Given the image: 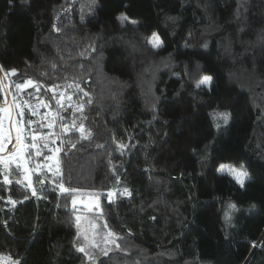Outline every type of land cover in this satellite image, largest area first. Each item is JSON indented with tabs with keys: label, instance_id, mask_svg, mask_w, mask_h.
I'll use <instances>...</instances> for the list:
<instances>
[{
	"label": "trees",
	"instance_id": "trees-1",
	"mask_svg": "<svg viewBox=\"0 0 264 264\" xmlns=\"http://www.w3.org/2000/svg\"><path fill=\"white\" fill-rule=\"evenodd\" d=\"M121 13L130 20L119 21ZM152 33L161 48L148 43ZM0 69L24 110L17 120L26 145L35 129L62 149L56 160L42 140V155L27 149L31 188L20 169L0 164V256L19 264H264V0H0ZM204 75L213 77L211 91L195 87ZM28 80L39 91L17 89ZM25 102L55 116L54 127L42 128ZM216 111L231 113L219 130ZM73 121L91 135L61 134ZM220 164H243L245 187ZM60 184L104 194L100 208L86 212L84 197ZM230 202L239 209L232 227L224 222ZM110 232L119 250L104 255L99 235Z\"/></svg>",
	"mask_w": 264,
	"mask_h": 264
},
{
	"label": "snow or ice",
	"instance_id": "snow-or-ice-1",
	"mask_svg": "<svg viewBox=\"0 0 264 264\" xmlns=\"http://www.w3.org/2000/svg\"><path fill=\"white\" fill-rule=\"evenodd\" d=\"M117 19L121 22H125V21H129L130 18L124 14L121 13ZM132 24H137V21H130ZM148 43H150L154 48L159 49L163 46V41L160 39L159 35L157 33H152V36L150 39H148ZM206 46V45H205ZM13 74H15V70H13ZM212 80L213 77L211 75H204L195 85V87L197 89H200L201 86H205L207 88V90L211 91V87H212ZM35 87L37 91H39V85L35 84L32 80H28L24 85H16L17 89H21V88H26V87ZM78 87V86H77ZM80 91L83 92V89H80ZM84 95L87 96L88 93L84 92ZM39 99V98H37ZM69 99H71V97H69ZM27 103V102H25ZM6 106L3 108H0V113H3V119L9 121L10 125L13 126L15 128V144L13 145V151L11 152L10 155H8L7 157L4 158H0V164H3L5 167V172L7 173L9 166L12 165L13 163H15V166L17 169H23L24 172V179L28 181L27 183V187L31 188L32 187V181H31V170L28 168L27 166V161L25 159V157L28 155L27 149H36V153L35 155L40 156L42 155V151L40 150V148L37 145V140H42L44 141L43 143V147L47 148L50 152L54 153V155L48 156L47 159L48 160H56V156L55 153H59L62 149L60 147H56V148H49V137L48 135H41L37 130L33 129L30 135V143H28L26 145L25 140L28 139V136H26L25 134V130L24 128L21 126V121L16 119V116H20L23 117L24 115V110L21 107L20 104L15 103L13 105H8L7 101H5ZM45 107H47V105H44ZM40 107V105L38 104L35 108H31L30 111L33 114H36L37 108ZM79 111H83V105H80L78 107ZM15 112V115L13 114ZM212 119L215 122V128L217 130H219L222 125L217 122L219 120L223 121V125H227L229 122V119L231 117V113L230 112H213L211 113ZM47 120V123H44V121ZM55 124V116L52 117L51 120H48V117H42L41 121H40V126L43 127H47L49 129H52L54 127ZM75 130L78 131L81 136V139H87L88 136L91 135V133H87L85 134V129L83 127V125H79L77 126L75 121L72 122L71 126L68 125H61V134L63 133H68L71 130ZM51 135L54 137L52 143H55V139H59V136L56 135V133H51ZM13 139L12 136V131L11 128H9L8 130H5L4 128V124L2 121H0V153H3L6 151V145L8 143L11 142V140ZM75 144H71V147L75 148ZM121 148H123V145H120ZM37 168H42L45 167V165H40L37 164L36 165ZM218 171L220 173H227L229 176H231L233 178V180L240 186V188H244L245 187V182L246 180H249V173L247 171V169L244 167L243 164H241L239 167H235L233 165L230 164H220ZM57 172H59V166H58V162H57ZM4 182L5 183H11V181L8 180L7 178V174L5 175L4 178ZM41 184L44 182L43 179H41L39 181ZM17 183H21V181H17ZM60 191L62 193H77L78 190L77 189H69L64 187L63 184L59 185ZM32 194L36 195V191L33 188L32 189ZM114 195V193L109 192L108 193V198L109 200H111V197ZM121 195H128L131 196V193L127 190L124 189V192L121 193ZM11 203L15 204L14 201H10ZM77 203L76 199L73 198L72 199V204L73 206H75V204ZM252 208H255L256 205L252 204L251 205ZM228 209L229 211L225 212V217H224V222L225 225L228 227H232V213L239 211V209L237 208V205L235 203H229L228 204ZM77 221H79L81 219L80 216L76 217ZM109 235H114V233H109ZM227 235V233H226ZM85 239H87V237H85ZM113 243L115 241H112ZM117 247H119V245H116ZM253 247H256L257 245L253 244ZM78 251L80 252H85V248L84 247H80L78 248ZM85 255H88L87 253H85ZM104 255H107V252H104ZM91 259V257H89ZM14 264H19V262H14Z\"/></svg>",
	"mask_w": 264,
	"mask_h": 264
},
{
	"label": "rangeland",
	"instance_id": "rangeland-1",
	"mask_svg": "<svg viewBox=\"0 0 264 264\" xmlns=\"http://www.w3.org/2000/svg\"><path fill=\"white\" fill-rule=\"evenodd\" d=\"M0 76H1L2 86H3L4 92H5V94L7 93L8 95H10V102L13 105V101H12V97H11V94H10L9 86L7 84V81L2 77L1 70H0ZM28 104L29 103H26V106H28ZM8 105H10V104H8ZM4 106H6L5 103H4ZM13 114L15 115V112ZM16 119H17V116H16ZM3 124H4L5 130H8L9 128H11L13 139L11 140L10 143H8L6 145V151L3 152V153H0V158H4V157H7L8 155H10L11 152L13 151V145L15 144V139H14V136H15V128L13 126H11L10 123H9V121H7V120H5V122L3 121ZM25 159L27 161V166H28L27 157H25ZM12 167L16 168L15 163H13L12 165H10L9 166V169L12 168ZM28 168H29V166H28ZM20 170L23 172V169H20ZM31 179H32V174H31ZM110 192L114 193V195L111 197V199H114L115 196H116V193L114 191H110ZM108 193H106L107 198H108ZM103 196H104V194H99L100 200H102V197ZM97 210L98 209H95L93 212H97ZM208 211H209V213H210V215H211V217L213 219V222L216 225H218L219 220L215 216L214 210L213 209H209ZM81 224H83L82 221L80 222V226L83 227L84 224H85L84 226H86L88 224V221H85L83 225H81ZM99 237H101L100 243L104 244L105 247H106V249H107V255L114 254L116 251L119 250V247L116 246V245H119V244L117 242V239H116V236L115 235H111L110 236L109 233H108L105 236H103L102 233H101L99 235ZM112 241H115V242L113 243ZM14 262H16V261L13 258H10L8 256H4V255H1L0 256V264H14Z\"/></svg>",
	"mask_w": 264,
	"mask_h": 264
},
{
	"label": "water",
	"instance_id": "water-1",
	"mask_svg": "<svg viewBox=\"0 0 264 264\" xmlns=\"http://www.w3.org/2000/svg\"><path fill=\"white\" fill-rule=\"evenodd\" d=\"M81 198V203L78 207L83 208L86 212L93 211L100 208V197L96 191L82 190L77 192Z\"/></svg>",
	"mask_w": 264,
	"mask_h": 264
},
{
	"label": "built area",
	"instance_id": "built-area-1",
	"mask_svg": "<svg viewBox=\"0 0 264 264\" xmlns=\"http://www.w3.org/2000/svg\"><path fill=\"white\" fill-rule=\"evenodd\" d=\"M37 105H38L37 103H33L32 102V103H29L28 104L27 108L30 110L31 108H35ZM41 108H42V106L40 105V107H38L37 108V111H36V115H37V117H39V121H41L42 117H45V116H47L48 117V120H50L51 115L50 114H43L41 112ZM47 122H48L47 120L44 121V123H47ZM43 128L44 129H48L47 127H43Z\"/></svg>",
	"mask_w": 264,
	"mask_h": 264
},
{
	"label": "bare ground",
	"instance_id": "bare-ground-1",
	"mask_svg": "<svg viewBox=\"0 0 264 264\" xmlns=\"http://www.w3.org/2000/svg\"><path fill=\"white\" fill-rule=\"evenodd\" d=\"M5 98H6L7 104L11 105L10 96L7 93L5 94Z\"/></svg>",
	"mask_w": 264,
	"mask_h": 264
},
{
	"label": "crops",
	"instance_id": "crops-1",
	"mask_svg": "<svg viewBox=\"0 0 264 264\" xmlns=\"http://www.w3.org/2000/svg\"><path fill=\"white\" fill-rule=\"evenodd\" d=\"M0 70H1V69H0ZM2 77L5 79L3 73H2ZM0 78H1V76H0ZM1 82H2V80H1ZM3 91H4V89H3ZM4 95H5V92H4ZM9 96H10V95H9ZM5 100H6V98H5ZM11 105H12V104H11Z\"/></svg>",
	"mask_w": 264,
	"mask_h": 264
}]
</instances>
